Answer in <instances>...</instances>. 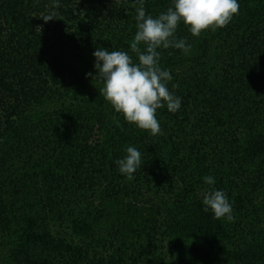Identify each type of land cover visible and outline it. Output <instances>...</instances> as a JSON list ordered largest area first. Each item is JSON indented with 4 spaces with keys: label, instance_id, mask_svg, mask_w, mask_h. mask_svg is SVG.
Returning a JSON list of instances; mask_svg holds the SVG:
<instances>
[{
    "label": "trees",
    "instance_id": "16d2710c",
    "mask_svg": "<svg viewBox=\"0 0 264 264\" xmlns=\"http://www.w3.org/2000/svg\"><path fill=\"white\" fill-rule=\"evenodd\" d=\"M171 3L144 6L155 17ZM239 4L226 27L199 37L180 23L189 55L158 49L182 106L157 110L154 136L116 113L94 79L98 47L138 62L136 0H0L9 264H264V0ZM128 146L145 162L132 179L116 165ZM208 175L232 222L203 211Z\"/></svg>",
    "mask_w": 264,
    "mask_h": 264
},
{
    "label": "clouds",
    "instance_id": "9594fccd",
    "mask_svg": "<svg viewBox=\"0 0 264 264\" xmlns=\"http://www.w3.org/2000/svg\"><path fill=\"white\" fill-rule=\"evenodd\" d=\"M136 3L137 31L130 49L138 62L127 51L98 47L93 52L97 73L94 79L101 82L100 94L116 113L155 136L162 131L157 110L166 106L169 112L176 113L182 106V97L169 89L173 76L161 66L158 49L175 48L189 55L192 45L176 36L180 23L188 27L192 36L199 37L203 31L226 27L239 13L240 4L239 0H172L166 11L154 17L146 12L145 0H136ZM59 6L60 0H54V7ZM42 18L45 22L55 19L54 13ZM176 87L172 85L173 89ZM142 164H145L142 153L135 146H128L126 155L116 161L119 172L128 179L133 178ZM203 179L208 185L200 192L203 211H211L215 219L232 222L233 208L226 192L214 187V176Z\"/></svg>",
    "mask_w": 264,
    "mask_h": 264
},
{
    "label": "rangeland",
    "instance_id": "374dc122",
    "mask_svg": "<svg viewBox=\"0 0 264 264\" xmlns=\"http://www.w3.org/2000/svg\"><path fill=\"white\" fill-rule=\"evenodd\" d=\"M7 255H8L7 245L3 243V240L0 237V264H9Z\"/></svg>",
    "mask_w": 264,
    "mask_h": 264
}]
</instances>
